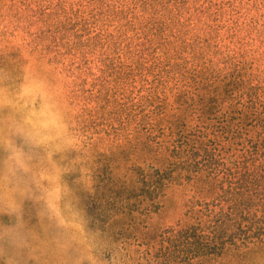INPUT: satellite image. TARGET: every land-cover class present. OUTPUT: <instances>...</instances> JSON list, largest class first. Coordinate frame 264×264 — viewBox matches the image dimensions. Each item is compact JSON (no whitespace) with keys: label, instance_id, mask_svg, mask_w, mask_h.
I'll use <instances>...</instances> for the list:
<instances>
[{"label":"rangeland","instance_id":"1","mask_svg":"<svg viewBox=\"0 0 264 264\" xmlns=\"http://www.w3.org/2000/svg\"><path fill=\"white\" fill-rule=\"evenodd\" d=\"M196 126L264 147V0H0V264H264L262 189L223 248L165 239Z\"/></svg>","mask_w":264,"mask_h":264},{"label":"trees","instance_id":"2","mask_svg":"<svg viewBox=\"0 0 264 264\" xmlns=\"http://www.w3.org/2000/svg\"><path fill=\"white\" fill-rule=\"evenodd\" d=\"M229 129L196 126L188 134L178 132L172 141L175 159L169 163L167 160L170 166L162 174L158 172L163 183L154 184L153 190L158 194L164 186L180 184L190 192V197L185 204V219L166 231L168 242H199L201 254L211 253L215 246L223 248L226 233L240 224L248 209L247 200H263L259 195L254 197V192L264 190L260 179L264 147L244 146L240 154H233L232 149H226L227 142L223 144L220 139L227 137Z\"/></svg>","mask_w":264,"mask_h":264}]
</instances>
